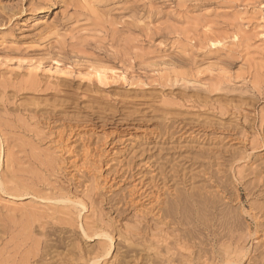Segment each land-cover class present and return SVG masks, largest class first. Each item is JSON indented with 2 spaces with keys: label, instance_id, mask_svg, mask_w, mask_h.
<instances>
[{
  "label": "rangeland",
  "instance_id": "374dc122",
  "mask_svg": "<svg viewBox=\"0 0 264 264\" xmlns=\"http://www.w3.org/2000/svg\"><path fill=\"white\" fill-rule=\"evenodd\" d=\"M55 113L49 130L40 115ZM135 154L147 182L150 163L170 158L187 189L219 191L207 179L227 175L231 210L238 192L245 211L264 204L238 181L264 166V0H0V252H33L49 230L63 240L55 264H85L105 239L81 228L104 227L114 241L99 264L128 262L119 233L132 214L98 201L79 214L60 199L81 184L121 199L139 180L112 172ZM135 255L129 264L154 260Z\"/></svg>",
  "mask_w": 264,
  "mask_h": 264
},
{
  "label": "bare ground",
  "instance_id": "6f19581e",
  "mask_svg": "<svg viewBox=\"0 0 264 264\" xmlns=\"http://www.w3.org/2000/svg\"><path fill=\"white\" fill-rule=\"evenodd\" d=\"M37 22L33 26L34 28L45 27V22ZM56 117V113L40 115L49 130L53 129L51 120ZM87 120V124L95 122L93 119ZM79 125L77 123L76 126ZM182 129L180 128L179 132ZM176 134L177 132H174L171 136L174 137ZM87 152L86 154H88ZM144 154L149 158L153 156L147 149L141 150L140 157ZM138 157V154L132 156L125 171L112 172L115 176L114 182L120 179L119 182L125 185H133L139 180L130 191H127L126 195H122L121 199L103 198L82 184L83 191L80 192V196H76L75 199L64 196L60 199V202L64 201L79 208V214L98 201L101 206L108 205L109 210L113 211L118 218L125 219L129 215H133V226L127 227L124 233H119V237L125 244V250L121 252L125 255L123 258L124 260L130 259L123 263L129 264L132 262L131 259L138 263L140 259L135 254L138 251H144L154 254L152 264H264V204L259 205L260 203L256 202L249 206L250 211H245L241 194L237 188L238 194H236L235 201L241 204V211L231 210V207L229 208L228 204L223 201V198L231 194L226 188L228 179L224 180L227 175L225 177L222 175L223 179L215 174L208 177L207 180L211 181L209 182L210 186L215 184L219 191L209 192L191 186L187 189L188 178H181L179 172L173 170V167L170 171L167 170L170 167L169 163L172 162L170 158L164 159L161 163L157 158L152 162L153 165L150 163V168H154V171L158 172L147 182L144 177L137 178L138 173L142 172V169H136ZM70 164L73 168H77L76 161ZM85 165L84 162L80 168ZM258 169L257 171L254 168V171L251 172L252 178L247 179L246 175L239 174L241 175L240 180H237L239 184L245 186L244 190L249 195L248 197H253L260 192L256 197L264 201V166L258 167ZM250 175L248 174L249 177H251ZM72 180L70 182H73ZM181 185L183 187H180ZM1 186L3 185L0 182ZM172 186H176L175 189H171ZM220 192L226 196H220ZM262 193L263 195H261ZM229 199L231 198L229 197ZM141 206L145 208L140 210ZM249 220L251 222H248ZM81 229L83 235L88 239L94 237L105 239V248L88 257L85 264L105 262L113 248L112 231L110 232L104 227L100 229L82 227ZM1 232L7 233L2 225H0ZM50 237L49 230L42 232L41 240L35 245L33 252L29 251L21 257L19 256L20 248L12 250L13 256H11V251L8 252L6 247L3 248L0 252V264H55L57 262L55 259L61 256L59 250L62 248L63 240L56 239L52 242ZM3 244L4 238L0 236V246ZM118 253L120 254L119 251H117ZM3 254H8V256L4 257ZM115 258L118 259L116 256L113 259ZM75 262H77L76 259L69 260V263Z\"/></svg>",
  "mask_w": 264,
  "mask_h": 264
}]
</instances>
